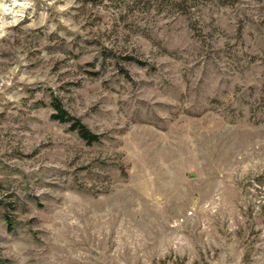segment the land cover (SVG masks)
<instances>
[{"label": "rangeland", "instance_id": "374dc122", "mask_svg": "<svg viewBox=\"0 0 264 264\" xmlns=\"http://www.w3.org/2000/svg\"><path fill=\"white\" fill-rule=\"evenodd\" d=\"M0 264H264V0H0Z\"/></svg>", "mask_w": 264, "mask_h": 264}, {"label": "trees", "instance_id": "16d2710c", "mask_svg": "<svg viewBox=\"0 0 264 264\" xmlns=\"http://www.w3.org/2000/svg\"><path fill=\"white\" fill-rule=\"evenodd\" d=\"M51 107L53 109L51 118L60 123H69L70 130L75 131L77 135L87 144L96 143L100 140L98 136L94 135L78 119L70 116L57 98L52 99Z\"/></svg>", "mask_w": 264, "mask_h": 264}]
</instances>
